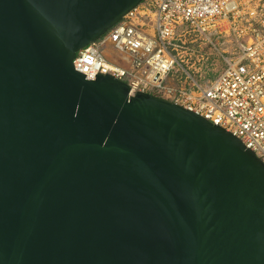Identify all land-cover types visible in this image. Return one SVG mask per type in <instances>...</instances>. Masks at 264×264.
<instances>
[{
  "label": "water",
  "instance_id": "95a60500",
  "mask_svg": "<svg viewBox=\"0 0 264 264\" xmlns=\"http://www.w3.org/2000/svg\"><path fill=\"white\" fill-rule=\"evenodd\" d=\"M145 0H0V264H264V165L76 54Z\"/></svg>",
  "mask_w": 264,
  "mask_h": 264
},
{
  "label": "built area",
  "instance_id": "2783aa9c",
  "mask_svg": "<svg viewBox=\"0 0 264 264\" xmlns=\"http://www.w3.org/2000/svg\"><path fill=\"white\" fill-rule=\"evenodd\" d=\"M186 35L205 44L213 35L216 50L234 46L222 50L224 69L206 87L184 73L178 42ZM73 68L120 80L130 96L151 94L197 114L264 165V0H145L80 50Z\"/></svg>",
  "mask_w": 264,
  "mask_h": 264
},
{
  "label": "rangeland",
  "instance_id": "374dc122",
  "mask_svg": "<svg viewBox=\"0 0 264 264\" xmlns=\"http://www.w3.org/2000/svg\"><path fill=\"white\" fill-rule=\"evenodd\" d=\"M214 43L215 36H211ZM212 43L205 44L193 35H189L178 42L179 56L183 62V70L191 77L199 86L206 87L209 82L217 78L224 69L222 61L223 49L231 51L234 46H219L216 50ZM225 57L229 58V52ZM184 73L179 75L180 79H184Z\"/></svg>",
  "mask_w": 264,
  "mask_h": 264
}]
</instances>
